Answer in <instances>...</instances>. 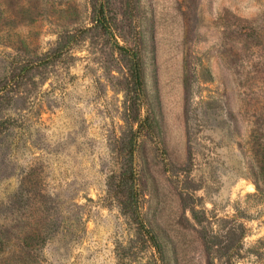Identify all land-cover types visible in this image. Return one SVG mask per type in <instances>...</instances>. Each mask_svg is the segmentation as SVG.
I'll return each instance as SVG.
<instances>
[{"label":"rangeland","instance_id":"374dc122","mask_svg":"<svg viewBox=\"0 0 264 264\" xmlns=\"http://www.w3.org/2000/svg\"><path fill=\"white\" fill-rule=\"evenodd\" d=\"M0 264H264V0H0Z\"/></svg>","mask_w":264,"mask_h":264},{"label":"trees","instance_id":"16d2710c","mask_svg":"<svg viewBox=\"0 0 264 264\" xmlns=\"http://www.w3.org/2000/svg\"><path fill=\"white\" fill-rule=\"evenodd\" d=\"M135 73H136V76H137V81L141 85L142 81H141V78H140V68H139L138 64L135 65Z\"/></svg>","mask_w":264,"mask_h":264}]
</instances>
